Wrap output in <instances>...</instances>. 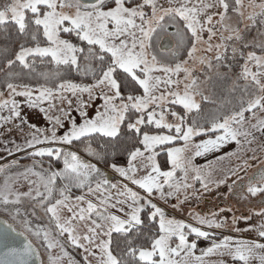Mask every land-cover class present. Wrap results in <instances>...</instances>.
I'll use <instances>...</instances> for the list:
<instances>
[{
    "label": "snow or ice",
    "instance_id": "obj_1",
    "mask_svg": "<svg viewBox=\"0 0 264 264\" xmlns=\"http://www.w3.org/2000/svg\"><path fill=\"white\" fill-rule=\"evenodd\" d=\"M222 8L218 13L220 19L217 23L223 25L228 31L230 25L224 21L228 19L229 3L227 0H217ZM236 11L243 17L240 10L242 0H235ZM169 7L158 4V0H139V2L129 3V0H4L0 3V29L5 36L12 35L10 27L14 29L17 43L15 48L9 52L4 51L6 67L14 69L19 67V71H8L5 75L9 78H17L21 75L40 77L45 82L53 81L54 86L37 84L35 87L27 83L18 85L12 82H5L8 91V98L0 99V110L7 109L9 115L0 116V120H19L22 125H27L28 121L22 113L20 102L16 97L25 98V102L30 108H39L47 115L52 122V129H40L35 124H31L30 138L25 139L24 146L34 149L30 153L32 157H49L62 160L63 167L59 170L49 169V174L34 171L33 167H28L23 173L17 174L28 178L29 174L39 177L43 184L44 192L35 190V197H43L40 207L45 213L50 214V220L55 222V228L60 236L67 234L71 245L83 249L86 253L84 260L86 264L88 256L98 255V264H204V258L210 255L220 257H231L234 262L241 264H251L256 257V250L264 251V243L252 240H234L231 235H224L220 240H213L211 246L200 249V254H196L197 241L189 240V236L194 234L197 238H208L212 233L205 231L200 226L186 223L184 220L170 218L163 207L153 202L154 194H158L160 200L165 202L169 198H175L178 208L183 201L179 199L181 189L185 191L193 185L187 183L188 164L195 157L203 156L206 153L220 149L225 144L235 142L241 145V138L247 143H251L248 137L255 139L252 131L244 128L246 123L245 113H251L256 117V110L264 111V54L258 55L255 51L246 54L242 70L233 81L230 91L235 92L237 88L248 96L240 100L238 110L230 114L213 118L210 122L199 123L198 117L202 111L201 100L209 101V96L199 88L197 78L192 77V69L187 67L189 60L195 59L198 51L197 44L203 39L202 33L206 30L210 35L208 41L216 35L213 27L205 29L201 14L208 9L216 7L213 3L192 4L191 0H169ZM260 11H253L247 17L256 24L257 16L264 18V0L258 5L252 4ZM146 8L150 9L145 11ZM171 23H164L165 18ZM212 15H206V22L211 25ZM264 22V21H262ZM183 26L184 31H181ZM168 27H176V32L172 33L178 37L179 42L188 43L186 55L188 59L178 62L166 63L158 59L153 48L155 40L162 39V34L167 33ZM248 25H245L247 28ZM74 35L82 46L74 43L72 39L65 38V35ZM190 34V35H189ZM239 28H232L231 34L227 37L221 36V40H243ZM43 40V43H42ZM228 45L220 43L213 45L208 42V51L213 48L217 50L214 65L207 57H200V63L206 64L209 69L222 66L231 69L230 64H224L225 52ZM264 51V43L260 45ZM238 49L232 48L233 57ZM241 56L245 54L241 51ZM84 61L83 68L81 61ZM98 62L97 67L92 66V62ZM256 68L254 71L249 63ZM61 68H75L77 72L84 74L91 73L93 83L80 84L71 79H66L61 73ZM48 69V70H42ZM183 72L185 83L183 91L169 90L165 93L161 87L174 86L179 88L181 83L178 77ZM159 73V74H157ZM226 75V73H225ZM243 80L241 86L237 81ZM55 81H59L56 83ZM87 94V99L84 98ZM4 92L0 91V97ZM70 97H75V101ZM59 100L63 105L67 103L71 108L75 103L78 105L81 115L84 117L83 123L72 119L71 115L64 107H59L57 111L61 115H48L53 108H56L54 101ZM102 99L101 108L96 111L94 118H89L88 107L93 101ZM47 101L48 107L41 105ZM166 104L182 106V112L166 110ZM159 108V112H157ZM166 114L174 118V122L166 120ZM195 114V117L193 116ZM71 119V127L62 135L57 131L64 128V119ZM155 124L157 129H167L174 134H150L148 131H141V126ZM126 126L127 130L139 137V144L142 147H134L128 152L127 167L118 166L111 163L110 167L119 175L139 186L146 195L141 196L138 192L128 187L127 184L118 186L112 183L106 173L102 172L96 164L84 160L76 151L70 150L74 142H81L82 138L91 140L96 135L110 139H116L121 135V126ZM261 133H264V118H258L255 124L251 125ZM206 136L200 139L199 143H193L195 137ZM182 140V147H166L172 142ZM166 147V152L170 158L172 169L162 171L160 163L157 161V147ZM109 145H101L99 149L87 145L86 151L90 156L99 160L105 159ZM194 149L192 157L188 158L187 164L183 154L189 149ZM143 149V150H142ZM16 151H22L20 145L15 146ZM145 153H149L147 156ZM11 154V153H10ZM236 153H225V156ZM225 157H218L224 159ZM13 165L17 161H12ZM211 164V162H209ZM138 165L140 167H138ZM145 170V174L137 176L140 168ZM8 165L0 166V172L6 171ZM180 168L184 172L183 182L175 178V169ZM195 172L194 181L201 182L206 190L211 182L208 175L202 174L200 167H193ZM235 174V173H233ZM57 178L64 181L63 187L59 189V197L54 198L53 193ZM221 180L219 183H224ZM35 183V181H30ZM95 183V188H93ZM14 178L9 175L5 177L3 189L0 190V202L5 206L19 205L23 198L33 197V189L26 192L13 190ZM167 186V190H166ZM72 187L87 189L88 193L100 192L109 193L110 189H116L117 194L124 197L123 200H116L111 204L115 208L117 204L127 205L129 211L125 213L126 218L97 210V205L91 200L87 201V207H79L71 203V197L67 195ZM122 188V190H121ZM247 192L251 196L264 195V173H261L257 183H250ZM195 193H193L194 195ZM110 195H104L102 203L108 205ZM188 196L185 195V200ZM54 200V202H53ZM84 195L76 196L75 201L83 202ZM67 209L71 215L62 216L63 209ZM147 210L146 218L157 224V231L148 238L146 245H138L136 239L139 236L138 230L145 225V219L141 213ZM7 211V207L5 208ZM119 211L124 212L121 207ZM221 212L225 211L220 209ZM231 211V209H228ZM93 213L96 218L93 219ZM21 214V209L15 207L12 220ZM191 215V213H190ZM258 215H264L262 210ZM195 220L199 225H207L209 228L221 229L227 226V218L216 219V213L209 216L195 214ZM238 219L249 220V216L240 218L233 217L232 225ZM87 222L86 231L80 233L76 222ZM17 223L23 224V231L19 230ZM137 230V236L132 237L133 230ZM259 236L264 237V224L260 226ZM235 232L244 231L235 228ZM113 233L125 235V248L119 254H114L112 248ZM17 236H23L24 242L21 246H12ZM41 241L46 250L49 251V264H62L63 257H69L68 264H77L69 255L65 245L52 235V230L38 225L35 229L30 221L10 223L8 220L0 221V264H44L40 258L39 248L33 243V239ZM173 238H178V243L173 246ZM59 247L62 256L52 255L51 250ZM260 264H264V255L259 256ZM216 264H226L221 259Z\"/></svg>",
    "mask_w": 264,
    "mask_h": 264
},
{
    "label": "rangeland",
    "instance_id": "obj_2",
    "mask_svg": "<svg viewBox=\"0 0 264 264\" xmlns=\"http://www.w3.org/2000/svg\"><path fill=\"white\" fill-rule=\"evenodd\" d=\"M4 0H0V3H3ZM110 2V0H109ZM132 2H139V0H129V3ZM180 2H183V0H180ZM229 3V12H228V19L224 21L225 24L230 25V28L228 31H225L222 24L217 23L219 21L220 17L218 13L222 11V8L217 3V0H204V3H213L216 4V7L208 9L206 14H201L202 22L205 24V29L208 27H213V30L216 32V35L212 37L211 41H208L209 33L205 30L201 35L203 37L202 41L197 44L198 51L195 54V59L189 60L187 67L191 68L192 71V77L197 78L199 83L200 90L204 93V95L209 96V101H203L201 100L200 96H197L196 99L198 102L201 103L202 111L199 114L198 121L201 124H204L205 122H210L213 118L225 115V113L231 108L234 110H238L240 105V102L238 99H234V96L232 93H241V97H243L245 100L248 99V96L245 95L240 88H237L235 92L230 91L233 81L237 79V76L239 75L238 72H241L242 65L245 62L246 54L249 51H255L258 55L264 54V51L257 49H254L252 46H259L264 43V18L257 16L256 23L259 21L262 25L258 27H252V22L247 19L248 15L252 13L253 11L259 12V8H254L251 5L254 3L258 5L261 3V0H242V7L240 10L244 13V16L241 17L239 14L234 11V8L236 7L235 0H227ZM192 4L199 3V0H191ZM158 4L163 5L164 7H169V0H158ZM175 4V0H174ZM145 11H149V8H146ZM206 15H212L213 21L211 25H208L206 22ZM164 23L168 24L171 23L168 18H165ZM245 25H248L247 28H245ZM250 26V27H249ZM232 28H239L241 30V34L244 37L243 40L236 41V40H221V36L227 37L231 34ZM253 29L249 33V30ZM255 29V30H254ZM181 31L183 32V26H181ZM176 32V27H168L167 33L162 34V39L155 40L153 44V48L150 49V51H154L157 54L158 59H161L162 61L166 63H172L178 62L179 60L188 59L186 55V49L189 46L187 42L184 44H181L179 42V39L177 36L172 35V33ZM65 38L72 39L74 43H77L78 45L82 46L81 42L76 40V38L73 36L69 37L66 34ZM190 35V34H189ZM165 37H170L174 42V48L169 51H161L160 50V44L161 41ZM8 42H10L9 39H7ZM208 42H210L213 45L225 43L228 45L227 51L225 52L226 59L223 61L224 64H230L231 69L224 68L222 66L215 67L213 69H209L206 64L200 63V57H207L212 60V63L214 65L217 64V61L215 60V56L217 54V51H223V49L217 50L216 48H213L212 51H208ZM17 42H15L16 45ZM43 43V40H42ZM236 47L238 49L237 54L235 55V58L233 57L232 48ZM15 46H13V49ZM253 48V49H252ZM12 49V50H13ZM5 49L3 47H0V57H5L7 53L4 51ZM11 50V51H12ZM243 52L245 55L241 56L239 53ZM84 61H81V67L84 66ZM97 63L93 61L92 66L97 67ZM249 66L253 68L255 71L256 68L251 62L249 63ZM48 70V69H43ZM61 73L66 79H71L76 83L80 84H88L93 83V78L91 73L84 74L83 72H77L75 68L72 69H64L61 68ZM226 73V75H225ZM159 74V73H157ZM7 77L1 76V78ZM18 80H14V78L9 79L7 77L6 81L16 83L18 85H22L23 79L21 77H17ZM174 79H179L180 84L179 88L176 89L174 86H168V87H161V91L167 92L169 88L172 90H179L183 91L185 83H189V80H185V74L181 72L178 77H173ZM42 82L39 81V84H45L46 86L52 87L54 86L53 81L45 82L42 78L40 79ZM5 80L1 79L0 81V91L4 92V96L0 97V99L8 98V91L6 89V86L3 87L5 84ZM58 83L59 81H55ZM239 85H243L245 81L239 80L237 81ZM25 84V83H23ZM36 84V83H35ZM31 86H36L29 84ZM75 101V97H70ZM84 98L87 99V94H84ZM16 99L20 102L21 109L23 115L26 117L28 124L22 125L20 121L14 120V121H3L0 120V166L8 165L9 168L6 169L4 172H0V190L3 189L4 186V180L6 176H13L14 178V184H13V190L19 191V192H26L30 188L33 189V197H35V190L39 188V191L44 192L46 195V190L41 183L39 177L29 174L28 178L25 179L22 175H17L19 173H23L26 168L33 167L34 171L36 172H43L45 177L49 174V169L55 171L59 170L63 167L62 160H56L55 158L48 159L47 156L45 157H30L31 160H23L25 156L29 155L34 149H29L24 146L25 139L30 138V132H31V124H35L37 128L40 129H52L53 124L52 122L47 118V115L44 112H41L39 108H30L27 106L25 102V98L23 97H16ZM56 104V108H53L48 115H61L57 109L59 107H64L66 111L71 115L72 119L77 120L79 123H83L84 117L81 115L78 105L75 103L71 108H68L67 103L64 102L62 105L60 101L57 99L54 101ZM232 103L230 108H227V105ZM103 104L102 99H97L93 101L92 104L88 107V115L89 118H94L96 111L101 108V105ZM41 107L47 108L48 102L45 101ZM171 109L172 111H180L182 112V106L179 105H170L166 104V110ZM159 108H157V112H159ZM260 112H262L260 110ZM259 112V113H260ZM229 112L228 114H230ZM9 115V112L7 109L0 110V116H7ZM260 115L258 118H260ZM195 117V114H193ZM64 119V128H60L57 131L58 135H62L64 132L68 131L71 127V119H68L66 117H62ZM264 118V117H261ZM166 120L171 123L174 122V118L170 115L166 114ZM255 119L252 121L246 120V123L244 124V128L250 130L253 132L255 139L253 137H248V140H253L251 144H246L245 140L241 138V145H237L235 142H230L228 144H225L220 149L214 150L212 152L206 153L203 156L195 157L191 160V164H188V178L187 183L192 184V188H188L186 191L184 189H181L179 193V199L180 201H183L179 205L178 208H174L173 205L177 204V200L175 198H169L167 202L160 200L158 194H154L153 196V202L157 203L158 206L163 207L166 211V213L169 215L170 218H175L178 220H184L186 223H191L194 226H200L203 230L208 231L212 233L213 235H210L208 238H197L194 234L189 236V240L195 239L197 241V250L196 254H200V249L206 248L211 246V243L213 240H220L223 238L224 235H231L233 236L234 240H252V241H258L260 243H264V237L259 236V230L260 226L264 224V215H258L262 210H264V195H256L251 196L247 192V188L250 183H257L260 177L259 175H256V173L259 171L261 173H264V152L259 153L257 155H252L251 146H256L257 143H262L264 141V133H261L255 129L251 128L252 124H255ZM257 121V120H256ZM124 130V133L132 134V132L128 131L126 126H121V131ZM141 131H148L150 134H174L169 133L167 129H157L155 124L152 125H144L141 126ZM134 134V133H133ZM260 134V136H258ZM137 136V135H136ZM207 138V137H206ZM204 138V139H206ZM139 137L137 138V141L135 144H133L134 147H142L139 142ZM193 143H199V140L193 141ZM181 144H176L172 147H180ZM20 145L23 150L22 151H16L15 146ZM70 150L76 151L84 160L94 163L99 167L100 162L102 160H99L97 157L90 156L87 151L85 150L86 146H82L81 148H76L74 146H69ZM92 147V146H91ZM182 147V146H181ZM251 147V148H249ZM93 148V147H92ZM143 150V149H142ZM194 152V149H189L186 151L183 156L185 159V163L187 164L188 158L192 157ZM236 153L235 155L231 156H225V153ZM11 153V154H10ZM245 153V154H244ZM14 154V155H13ZM149 153H145L147 156ZM13 155V156H12ZM217 155V157H225L224 162L226 166L224 168H213L214 166L212 164H209V161L214 158V156ZM246 155V156H245ZM250 155V156H249ZM11 156V157H10ZM10 157V158H7ZM168 157V155H167ZM233 158L237 159L240 158L239 165L235 168H233L234 164H229L233 162ZM17 161L16 165L12 164V161ZM48 160V162H46ZM157 161L160 163L159 158H157ZM51 162V164H49ZM229 164V165H228ZM127 167V163L118 165ZM200 167L202 169V174L208 175L210 172L211 175L209 177L210 181L208 183V189L202 187L201 182L194 181L193 177L195 175V172L192 170L193 167ZM138 167H140L138 165ZM263 167V168H262ZM162 171H168L172 169V164L170 161V158L168 157V167L163 168L161 166ZM108 171L110 174H113L115 177L112 178L110 176H107L108 179L112 183L118 184V186L127 184L128 187L132 188L134 191L138 192L141 196H145L146 193L144 190L140 189L139 186L132 184L130 181L122 178L119 173L115 172L112 168ZM105 173V172H104ZM235 173V174H233ZM145 174V170L141 167L140 171L137 173V176H141ZM183 176L184 172L177 168L175 169V178L177 180H181L183 182ZM225 181L224 183H219V181ZM30 181H35V183H30ZM64 181L57 178L55 190L53 193L54 198H60L59 197V189L63 187ZM93 188H95V183H93ZM122 190V188H121ZM167 190V186H166ZM193 193H195L193 195ZM72 199L71 203L77 205V210L79 207H87V201L91 200L92 203L97 205V210L100 212H104L105 209H107V213L115 214L118 216H121L122 218H126L125 213L129 211L128 206L117 204L115 208L111 207L112 203H115L116 200H123L124 197H121L117 194L116 189H110L109 193H104L102 190L100 192H94V193H88L87 189H79L76 187H72L70 191L67 193ZM84 195L85 200L83 202H77L75 201L76 196ZM104 195H110L111 199L109 201L108 205H104L101 201ZM185 195L188 196V199L185 200ZM43 200V197H35L34 199L31 197L23 198L22 202L19 205H8L5 206L2 202H0V221L2 220H8L10 223L13 222H22L24 220L30 221L31 226L33 229H35L38 225L44 226L46 228H49L52 230V235L56 239H59L61 243L65 245L66 250L68 251L69 255L77 262V264H86V261L84 260V256L86 253L83 251V249H79L68 241L67 234L64 236H60L58 234V230L55 228V222L50 220L49 216L50 214L45 213L44 208L40 207V202ZM54 202V200H53ZM7 207V211H5V208ZM15 207H19L21 209V214L16 217V221L12 220V213L14 212ZM123 207L124 212L119 211V209ZM220 209H224L225 211L221 212ZM228 209H231V211H228ZM147 212V210H145ZM191 213V215H190ZM199 213L202 216H209L211 218L212 213H216V219L222 220L225 217L227 218V226L221 229H216L214 227L209 228L207 225H199L198 222L195 220V214ZM62 216L67 217L71 215L67 211V209H63ZM144 214L141 213V216L146 221H149L146 217L143 216ZM242 216H249V220H243L238 219L237 223L235 225H232V219L233 217L240 218ZM93 219L96 218L95 214L93 213ZM152 222V221H151ZM87 222H80L77 221V227L78 231L80 233H83L86 231L85 224ZM155 223V222H154ZM156 224V223H155ZM157 226V224H156ZM17 227L19 230L23 231V224L17 223ZM235 228L243 229L244 231L241 232H235ZM33 239V243L37 248H39L40 251V258L44 261V264H49L48 256L49 251L46 250L45 246L41 241L35 240L33 237H29ZM173 246H175V243H178V238H173ZM97 251V256H88V261L91 262V264H98V255L99 250ZM52 255H60L61 253L59 247L51 250ZM264 255V251L257 249L256 250V257L253 258L251 264H260L259 262V256ZM221 259L226 261V264H241V262H234L231 257H220L219 255H210L204 258V264H216V262L220 261ZM69 257L65 256L63 257L62 264H68Z\"/></svg>",
    "mask_w": 264,
    "mask_h": 264
},
{
    "label": "trees",
    "instance_id": "obj_3",
    "mask_svg": "<svg viewBox=\"0 0 264 264\" xmlns=\"http://www.w3.org/2000/svg\"><path fill=\"white\" fill-rule=\"evenodd\" d=\"M260 25H262V24L258 21L255 24V26H252V25L251 26L255 28V27H258ZM9 30H10V32H12V35L6 37L3 30L0 29V47H3L4 49H8L10 52L13 49V46H15V42H17V38L15 37L14 29L10 27ZM251 31H253V29H250L249 33ZM7 39H9L10 42H8ZM252 47L254 49L258 48L259 50H262L261 47H259V46H257V47L252 46ZM19 70H20L19 67H16L14 69H8L6 67L5 58L0 57V81H1V79H3V80H5L4 82H6L7 77L1 78L2 75L5 76L6 72H8V71H17L18 72ZM239 73L240 72H238V74ZM20 77L23 79L22 84L27 83V84L36 85L39 83V81L42 82V80H40L41 79L40 77H32V76H28V75H21ZM14 80L16 81V80H18V78H14ZM3 87H5V84L3 85ZM232 95L234 96V99H238V101L240 102V100L242 98L240 96L241 93H232ZM231 105H232V103L228 104L227 108H230ZM232 111H234L233 108H231V110L227 111L225 114H228L229 112H232ZM246 114H249V113H246ZM137 138L138 137L135 134H133V133L132 134H128V133L125 134L124 130H122L121 135L114 140L110 139V138H106V137L102 138L99 135H96L91 140H87V139L82 138L81 142H74L73 146L76 148H81L82 146H86V145L90 144L93 148L99 149V147L101 145H105V144L109 145V147L107 149L106 158L102 159V161L99 164L100 165L99 168L101 169L102 172H105L107 176L114 178L115 176L108 172V171H110L109 169H111V167H110L111 163H117L118 165H122V164L127 163L128 152L133 149V146H134L133 144L136 143ZM204 138H206V136L195 137L194 140L197 141V140L204 139ZM181 143H184V141L177 140V141L172 142L170 145H167L166 147H172V146H175L176 144H181ZM166 147H159L158 146L156 148V151L158 153L157 158H159V160L161 162V166L163 168L168 167V157H167ZM10 157H7V158H10ZM30 157L31 156L29 154L22 159L28 161V160H31ZM48 159H52V158L48 157ZM46 162H48V160ZM49 164H51V162ZM143 214H144L143 216L146 217L147 212H144ZM156 231H157L156 224L154 222L145 220V225L138 230L139 236L136 239V243L138 245H146L148 243V238L151 236L152 233H155ZM136 236H137V230L134 229L133 233H132V237H136ZM112 241H113V244H112L113 252H114V254L119 255L124 250V248L126 246L125 245V235L113 233Z\"/></svg>",
    "mask_w": 264,
    "mask_h": 264
},
{
    "label": "crops",
    "instance_id": "obj_4",
    "mask_svg": "<svg viewBox=\"0 0 264 264\" xmlns=\"http://www.w3.org/2000/svg\"><path fill=\"white\" fill-rule=\"evenodd\" d=\"M262 111V110H261ZM260 110H256V117H253L252 115H251V113H249V114H246L245 113V117H246V120H250V121H252L253 119H255L254 120V122L256 123L257 121V119H258V116H259V114H261L260 115V118L261 117H264V111H262V112H260ZM258 136H260V134L258 135ZM193 141H196V140H194L193 139ZM252 142H253V140H251ZM246 142V144H249V143H247V141H245ZM251 144V143H250ZM249 144V145H250ZM184 144H182V145H180V147L181 146H183ZM252 147V148H251ZM251 147H249V148H251L252 150H254L253 152H251L252 154H251V156L253 155H257V154H259V153H263L264 152V141L262 142V143H257L256 142V146L255 147H253V145L251 146ZM245 154V153H244ZM246 156V155H245ZM250 156V155H249ZM239 161H240V158H233V162H231V163H229V164H234V165H236V166H234L233 168H235V167H237L239 164ZM209 162H211V164L214 166L213 168H215V167H217V168H224L225 166H226V164H225V162H224V159H218V157H217V155H215L214 156V158H212ZM261 162H264L263 160L261 161ZM228 164V165H229ZM263 167H264V164H263ZM262 167V168H263ZM261 175V172H257L256 173V175Z\"/></svg>",
    "mask_w": 264,
    "mask_h": 264
},
{
    "label": "water",
    "instance_id": "obj_5",
    "mask_svg": "<svg viewBox=\"0 0 264 264\" xmlns=\"http://www.w3.org/2000/svg\"><path fill=\"white\" fill-rule=\"evenodd\" d=\"M174 48V42L170 37H165L160 44V50L161 51H169ZM24 242L23 236H17L15 240L12 243V246H21V244Z\"/></svg>",
    "mask_w": 264,
    "mask_h": 264
}]
</instances>
